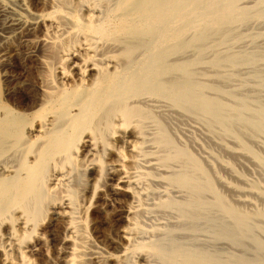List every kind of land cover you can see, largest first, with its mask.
<instances>
[{
	"label": "bare ground",
	"instance_id": "1",
	"mask_svg": "<svg viewBox=\"0 0 264 264\" xmlns=\"http://www.w3.org/2000/svg\"><path fill=\"white\" fill-rule=\"evenodd\" d=\"M260 28L264 0H0V264H264Z\"/></svg>",
	"mask_w": 264,
	"mask_h": 264
},
{
	"label": "rangeland",
	"instance_id": "2",
	"mask_svg": "<svg viewBox=\"0 0 264 264\" xmlns=\"http://www.w3.org/2000/svg\"><path fill=\"white\" fill-rule=\"evenodd\" d=\"M13 1H14V0H13ZM260 29H261L260 31H263L264 28H260ZM263 44H264V41L262 40V41H261V44H260L261 47L263 46L262 48H264V45H263ZM17 63H18V62L15 61V63L13 64L14 67L12 66V68L10 69V71H12V73H13L12 75L15 76L14 78H16V76L21 75V73H23V72H24L25 75H28L29 72L26 71V70L22 71L20 65L17 64ZM15 65H16L17 67H16ZM14 68H15V69H14ZM202 68H203V70L205 69L204 66H203ZM13 69H14L15 71H14ZM18 71H19L20 73H19ZM33 71H34V70H33ZM14 72H15V73H14ZM17 73H18V74H17ZM29 75H30V74H29ZM0 77H1V70H0ZM29 77H31V75H30ZM13 81H14V80H7V81H4V82H13ZM1 82H3V79H2V78H0V84H1ZM1 94H2V93H1V89H0V96H1ZM1 97H2V96H1ZM235 163H236L237 165H236ZM235 163H234V164H235V168H236L237 170L239 169L240 171H239V170H238V171H239L240 173H242V171L244 170L243 173H242V174H244V175H245V173L250 174V175L252 176L253 179L257 178V180L261 178V177H259L260 174L258 173V169L255 168V167H253V166H250L251 163H250L249 161L241 160V161H235ZM249 163H250V164H249ZM247 164H248V165H247ZM244 165H245V166H244ZM238 167H239V168H238ZM253 169H254V170H253ZM255 170H256V171H255ZM245 171H246V172H245ZM251 171H252L253 174L251 173ZM244 172H245V173H244ZM256 172H257V173H256ZM222 174H223V176H225V177L228 179V174H227V173L223 172ZM225 174H227V175H225ZM51 229H52V228H51ZM104 229H105V231H106L107 233H110V232H111V228L109 227L108 224L105 225ZM47 230H48V229H47ZM108 230H109V231H108ZM246 246L248 247V251H249V253H250V254H249V253H248V254H249V255H253V251H252V247H251V245L247 242ZM227 249H229V250L232 249V250H231V252L233 251L232 253H234L235 255H240V254H239V251H237V249H233V247H232V248L228 247ZM234 250H235V251H234ZM235 252H237V253H235Z\"/></svg>",
	"mask_w": 264,
	"mask_h": 264
}]
</instances>
